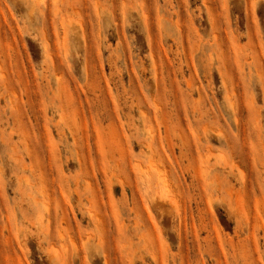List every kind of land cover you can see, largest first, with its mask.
<instances>
[{"label":"rangeland","instance_id":"rangeland-1","mask_svg":"<svg viewBox=\"0 0 264 264\" xmlns=\"http://www.w3.org/2000/svg\"><path fill=\"white\" fill-rule=\"evenodd\" d=\"M0 264H264V0H0Z\"/></svg>","mask_w":264,"mask_h":264},{"label":"bare ground","instance_id":"bare-ground-1","mask_svg":"<svg viewBox=\"0 0 264 264\" xmlns=\"http://www.w3.org/2000/svg\"><path fill=\"white\" fill-rule=\"evenodd\" d=\"M229 98V97H228ZM236 168V167H235ZM237 169V168H236ZM233 171V170H232Z\"/></svg>","mask_w":264,"mask_h":264}]
</instances>
